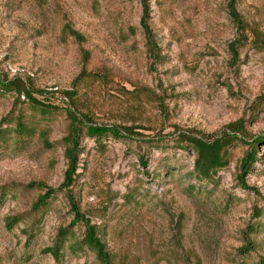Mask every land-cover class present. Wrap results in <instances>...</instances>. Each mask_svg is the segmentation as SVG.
Listing matches in <instances>:
<instances>
[{
	"label": "rangeland",
	"instance_id": "1",
	"mask_svg": "<svg viewBox=\"0 0 264 264\" xmlns=\"http://www.w3.org/2000/svg\"><path fill=\"white\" fill-rule=\"evenodd\" d=\"M5 78L38 103L0 85V264H100L72 206L111 264L264 263V0H0ZM183 135L235 136L227 165L199 177Z\"/></svg>",
	"mask_w": 264,
	"mask_h": 264
},
{
	"label": "trees",
	"instance_id": "2",
	"mask_svg": "<svg viewBox=\"0 0 264 264\" xmlns=\"http://www.w3.org/2000/svg\"><path fill=\"white\" fill-rule=\"evenodd\" d=\"M141 24L145 29H147L146 23L144 20H141ZM63 30L67 32L69 35L75 37L76 39H82V36L79 32L72 29L70 26L65 25L63 27ZM1 87H3L5 90H14L18 96L25 95L28 100L33 101V103H38L37 100L32 96L31 90L25 86L24 81L19 78H12L8 79L5 78L4 80L0 81ZM39 93H41L39 91ZM67 93V92H66ZM68 116L72 117L73 122V128L71 131L72 133H75L77 131L78 124L85 125L86 134L88 136L96 138V140H100L103 136L110 135L112 137H119L120 132L118 128L113 126H104V125H94V124H85L83 120L78 119L75 117V115H71V112L68 111ZM15 130L18 133H32L33 130H27L26 126L21 123L20 119H18ZM234 131H239L238 128H233ZM74 131V132H73ZM70 134V135H71ZM76 134V133H75ZM68 136L66 138H63V140H68L69 142H73V148L67 150L68 158L70 159V169L67 173V182L68 185L73 183V180L70 176V173H73L74 168L76 166V156L74 155V149L77 148V140L76 137ZM74 135V134H73ZM3 137V132L0 129V139ZM183 139L187 140L196 156L194 160V169L199 177L202 178H209L214 172H216L218 169H221L227 165V159L225 158L226 154V148L227 146L235 139V136L232 135H226L222 138H216L214 140H205L201 138L196 137H188L183 135ZM256 151L252 150L249 153H247V158H245V161L242 164L243 170H247L249 166H251L256 161ZM54 193V190L48 189L47 192L44 195H41L38 197L37 202L35 203V208H38L42 205L46 204L47 198ZM72 209L74 210V219L69 226H73L75 224L81 223L84 232L82 239L79 244H72L73 247H87L90 250H92L95 253V256L97 260L100 262V264H111V255L107 251L105 243L102 241V239L99 236L98 233V226L91 223L88 219H86L78 210L72 206ZM17 221V218H13L11 222H9L10 225H13ZM67 229H61L59 231L56 244L52 247H48L45 249V251L49 252L51 256L55 259H58L60 256V250L63 247L64 241L67 239ZM264 264V263H262Z\"/></svg>",
	"mask_w": 264,
	"mask_h": 264
}]
</instances>
